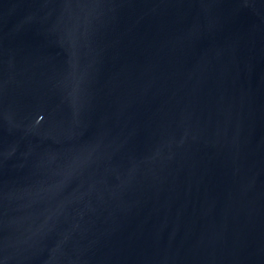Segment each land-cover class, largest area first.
I'll return each instance as SVG.
<instances>
[{
    "label": "water",
    "instance_id": "water-1",
    "mask_svg": "<svg viewBox=\"0 0 264 264\" xmlns=\"http://www.w3.org/2000/svg\"><path fill=\"white\" fill-rule=\"evenodd\" d=\"M0 264H264V0H0Z\"/></svg>",
    "mask_w": 264,
    "mask_h": 264
}]
</instances>
